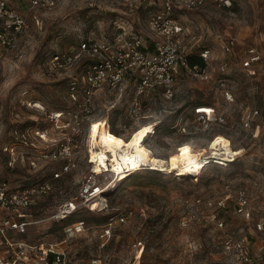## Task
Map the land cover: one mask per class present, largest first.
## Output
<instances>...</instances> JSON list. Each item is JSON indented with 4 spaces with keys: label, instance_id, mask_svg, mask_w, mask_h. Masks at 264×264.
<instances>
[{
    "label": "rangeland",
    "instance_id": "374dc122",
    "mask_svg": "<svg viewBox=\"0 0 264 264\" xmlns=\"http://www.w3.org/2000/svg\"><path fill=\"white\" fill-rule=\"evenodd\" d=\"M3 1L27 18L28 29L18 41L19 57L0 48V180L13 188L44 180L53 186L24 212L30 225L18 240L35 247L56 245L68 264H228L224 240L243 236L251 241L254 255L264 254V234L254 232V223L237 215L235 204L236 192L243 189L254 212L264 214V0H237L231 8L207 3L177 12L187 30L186 52L212 50L208 79L182 69L167 98L162 90L140 91V73H129L123 92L100 91L89 109L68 96V76L78 77L87 57L75 72L66 74L49 70L51 58L77 51L85 40L106 35L111 39L123 30L144 36L152 54L156 36L149 19L157 8L142 0L133 5L122 0H60L56 9L43 12L31 10L28 0ZM228 38L238 41L232 55L224 54L219 44ZM249 47H256L262 60L246 72L241 59ZM209 110L215 111L213 122L197 118ZM57 112L65 113L58 121L53 118ZM250 114V127H245ZM103 121L107 131L123 140L152 125L153 134L145 144L161 159L191 147L200 160H209L197 173L184 177L168 167L161 171L143 165L120 172H111L110 167L94 177L99 186L110 189L103 194L104 210L93 212V201L86 203L82 192L95 170L90 163V126ZM220 135L240 155L229 161L210 159V141ZM11 146L18 157L3 150ZM49 150L62 153L52 161H37ZM30 157L37 168L29 165ZM135 172L139 177L125 184ZM225 200L226 207L220 206ZM70 203L76 206L75 213L62 219L61 211ZM77 223H83L84 231L68 232ZM110 223V236L102 237ZM36 255L40 261L42 251Z\"/></svg>",
    "mask_w": 264,
    "mask_h": 264
},
{
    "label": "built area",
    "instance_id": "2783aa9c",
    "mask_svg": "<svg viewBox=\"0 0 264 264\" xmlns=\"http://www.w3.org/2000/svg\"><path fill=\"white\" fill-rule=\"evenodd\" d=\"M30 9L33 11H52L59 5L60 0H28ZM124 3L133 5L139 0H122ZM157 9L152 13L149 19V26L155 34L154 52L151 54L146 46V39L134 31H118L113 38L101 36L99 40L88 39L81 43L77 51H71L67 54H56L49 61V70L52 72L72 73L78 67L79 61L87 57V62L82 66V73L68 76L71 79L69 83L68 96L71 101L79 103L80 107L92 105L98 92L106 91L109 94L123 92L125 78L129 73L137 74L139 90H162L163 94L170 98L173 95V88L177 81V76L182 69L190 73L208 79V69H210L213 59L212 50L203 48L201 58L205 61L204 69L195 66H188L186 47L183 44V37L187 30L184 29L181 22L176 17L177 12L181 10H192L203 7L207 3H212L221 8H231L237 0H142ZM28 29V20L18 11L10 8L7 3L0 0V48L13 51L18 56V41L23 37ZM197 39V36L193 37ZM202 38V37H198ZM221 38V37H220ZM219 44L224 54H234L235 47L238 44L237 39L228 38L220 40ZM245 58L241 59V68L244 71L252 69L262 60L261 53L256 47H249L245 51ZM1 59V54H0ZM227 63L221 66V72L227 70ZM77 70V69H76ZM223 82V81H222ZM224 88V85L222 84ZM226 97H231L226 92ZM87 109V110H88ZM89 111V110H88ZM59 117L53 118L57 121L64 116V112ZM215 111L209 113H198L197 118L205 123L213 122L216 118ZM252 114L245 118V127H250ZM77 125H81L78 116H75ZM43 139L44 136L41 135ZM5 152L11 156H16L15 146L5 147ZM66 151V147H63ZM62 151L49 150L40 153L38 160L52 161L57 159ZM18 157V155H17ZM35 158H29V165L37 168ZM65 172L69 167H65ZM106 172L101 173L100 175ZM93 176L83 187L82 197L86 203L92 202L91 211L104 210L103 205L106 202L103 194L110 187H101L96 182V176L99 175L94 170ZM57 173L54 178H60ZM95 177V178H94ZM112 188V186H111ZM53 189L51 181H45L24 187L13 188L6 180H0V264H68L63 250L56 249V245H50L48 248L35 247L29 245L23 240H18L20 235L28 232L30 222L23 215L24 212L31 209L39 199L47 196ZM103 197V198H102ZM229 197L226 198L228 200ZM226 200L220 201L219 205L226 207ZM97 205L94 209V205ZM236 213L247 224H253L254 232L264 234V214L255 213L250 204V199L245 190L240 189L235 194ZM76 206L73 203L67 204L61 211L60 217L66 218L74 213ZM121 222L124 218L120 219ZM182 225L187 226L184 219ZM111 223L108 224L102 233V237H109L111 234ZM224 227L221 221L219 228ZM84 231L83 223H77L68 230L71 234ZM252 243L247 236L240 239L227 237L223 243V249L227 256L228 264H264V254L254 255ZM58 246V245H57ZM42 251L41 260L38 261L36 252Z\"/></svg>",
    "mask_w": 264,
    "mask_h": 264
},
{
    "label": "bare ground",
    "instance_id": "6f19581e",
    "mask_svg": "<svg viewBox=\"0 0 264 264\" xmlns=\"http://www.w3.org/2000/svg\"><path fill=\"white\" fill-rule=\"evenodd\" d=\"M54 117L59 115L55 114ZM152 134L153 126L145 125L135 130L128 140H123L118 136L108 135L105 121L94 122L89 130L90 163L94 164L97 174L108 171L110 167L111 172H120L126 168L136 169L146 165L161 171L168 167L171 171L176 170L179 177H184L197 173L209 160V158L200 160V153L196 154L191 147L181 149L169 160L161 159L155 156L145 144L146 139ZM209 151L210 159L218 157L224 161L232 160L241 153V151L233 150L231 142L221 135L210 141Z\"/></svg>",
    "mask_w": 264,
    "mask_h": 264
},
{
    "label": "trees",
    "instance_id": "16d2710c",
    "mask_svg": "<svg viewBox=\"0 0 264 264\" xmlns=\"http://www.w3.org/2000/svg\"><path fill=\"white\" fill-rule=\"evenodd\" d=\"M203 50V48H200L199 50H198V52L197 53H188L187 54V63H188V66L189 67H191V68H193V67H195V66H198L199 68H201V69H204L205 67H206V63H205V61L201 58V56H200V54H201V51ZM204 112H206V111H204ZM208 112H210V110L208 111ZM108 135L109 136H118L117 134H116V132H114V131H111V130H109L108 129ZM118 137H120V136H118ZM150 171H152L153 173L155 172L154 170H150ZM138 172V171H137ZM134 173V172H133ZM136 177H139L138 176V173H136L135 172V174H132V175H130L129 176V179H127V181H125V184L127 183V182H129V181H131V180H133V179H136ZM122 188V187H121ZM120 188V189H121ZM120 189H118L117 190V192L120 190ZM117 194V193H116ZM107 195V194H106ZM115 194H112V196L111 195H109L110 197H113ZM75 213V212H74ZM71 215V214H70Z\"/></svg>",
    "mask_w": 264,
    "mask_h": 264
}]
</instances>
